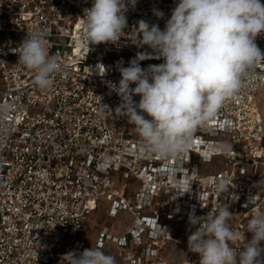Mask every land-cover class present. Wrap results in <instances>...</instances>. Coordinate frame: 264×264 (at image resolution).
I'll return each instance as SVG.
<instances>
[{"label":"built area","instance_id":"2783aa9c","mask_svg":"<svg viewBox=\"0 0 264 264\" xmlns=\"http://www.w3.org/2000/svg\"><path fill=\"white\" fill-rule=\"evenodd\" d=\"M177 2L125 0V33L89 47L82 29L92 0H0V264H60L67 252L87 249L89 217L103 199L108 216L127 220L123 233L103 224L97 234L96 247H116V264H199L188 250L196 230L189 213L206 216L223 205L241 233L235 247L251 239L248 220L264 208V185L256 186L264 178V121L257 103L264 63L175 159L146 153L136 129L115 113L121 99L110 85L121 79L118 67H127L137 52L152 53L133 44L130 33L140 20L163 29ZM154 9L164 17L158 19ZM35 30L44 32L62 65L46 89L13 51ZM255 42L264 44V35ZM140 63L147 68L163 60ZM181 180L190 191L177 195ZM220 180L227 182L223 193L214 187Z\"/></svg>","mask_w":264,"mask_h":264},{"label":"clouds","instance_id":"9594fccd","mask_svg":"<svg viewBox=\"0 0 264 264\" xmlns=\"http://www.w3.org/2000/svg\"><path fill=\"white\" fill-rule=\"evenodd\" d=\"M131 3L135 5L136 0ZM127 10L125 0H92V6L84 10L82 40L89 47L117 41L128 26ZM153 14L164 17L161 10L154 9ZM130 34H134L133 44L147 45L152 53L137 52L127 67H118L121 79L118 85H110L121 99L115 113L136 129L146 153L175 159L188 150L195 130L214 119L251 82L256 66L264 63V51L255 42L264 35V3L178 0L163 29L140 20ZM13 51L19 55L18 62L32 70L41 89L48 88L53 74L62 70L43 31L27 33ZM151 59L163 63L141 67V61ZM137 95L138 102L133 99ZM177 183V195L190 191L186 180ZM262 185L264 178L256 184ZM214 187L218 193L228 189L225 180ZM254 200L255 196L249 203ZM232 216L225 205L206 216L189 213V226L196 230L188 236V250L199 256V264H264V208L252 212L246 230L252 237L239 248L235 244L241 233L231 225ZM60 264L116 262L100 247L91 246L67 252Z\"/></svg>","mask_w":264,"mask_h":264},{"label":"rangeland","instance_id":"374dc122","mask_svg":"<svg viewBox=\"0 0 264 264\" xmlns=\"http://www.w3.org/2000/svg\"><path fill=\"white\" fill-rule=\"evenodd\" d=\"M256 43L259 46V48L262 51H264V44L260 42H256ZM257 103L264 121V87L259 91L257 95ZM130 128L135 129L133 126ZM129 181L130 183H135L134 178H131ZM108 208H109L108 202L105 199H103L101 200V204L99 205V207L90 215L88 221V231H87V235L89 239L88 248H90L91 246L93 248L96 247L97 234L99 233V229L103 224L110 225L111 231L116 234L123 233L125 226L127 225V220L124 218L122 214H120L118 218H112L108 216L107 215ZM103 251L107 254L112 255L115 258V261L116 258H118V254L116 253L115 246H110V247L108 246L106 249H103ZM175 256L178 258L179 254H175Z\"/></svg>","mask_w":264,"mask_h":264}]
</instances>
